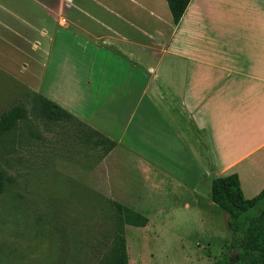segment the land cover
Segmentation results:
<instances>
[{"label":"crops","instance_id":"1","mask_svg":"<svg viewBox=\"0 0 264 264\" xmlns=\"http://www.w3.org/2000/svg\"><path fill=\"white\" fill-rule=\"evenodd\" d=\"M169 10L167 0H0V77L26 102L43 95L59 41L69 57L101 47L130 54L133 62L101 67L111 71L108 94L83 96L88 76L72 83L74 119L59 120L69 151L85 150L82 164L108 199L144 214L197 210L205 222L224 210L203 195L213 175L238 174L247 198L264 188V0H191L178 24ZM138 50L177 61L146 66ZM79 63L69 70H90ZM157 214L146 226L126 224L130 264L131 244L157 234Z\"/></svg>","mask_w":264,"mask_h":264},{"label":"rangeland","instance_id":"2","mask_svg":"<svg viewBox=\"0 0 264 264\" xmlns=\"http://www.w3.org/2000/svg\"><path fill=\"white\" fill-rule=\"evenodd\" d=\"M58 50L51 76L43 77L38 87L68 111L74 95L72 83L85 81L88 76L93 85L83 96L96 100L112 91L107 86L111 71L101 67L133 62L130 54L110 47H101L92 55L69 57L59 41ZM135 53L139 63L146 66L161 63L164 69L177 61L173 55L160 62L144 51ZM78 63H85L90 70H69ZM137 74L144 72L139 69ZM9 85L0 77V116L16 104H25L29 115L0 140V164L10 177L0 197V264H97L107 250L114 226L105 197L107 189L94 167L88 162L86 166L85 161L82 164L85 150L69 151L67 123L44 117L39 100L24 102L20 87ZM92 170L95 172L89 175ZM203 192L211 199V189L204 188ZM154 212L160 219L157 234L148 246L131 244L133 264H214L205 258L210 254L217 259L229 244L226 237L232 233L228 214L222 209L206 215L205 222L197 210L150 209L145 214L150 217Z\"/></svg>","mask_w":264,"mask_h":264},{"label":"trees","instance_id":"3","mask_svg":"<svg viewBox=\"0 0 264 264\" xmlns=\"http://www.w3.org/2000/svg\"><path fill=\"white\" fill-rule=\"evenodd\" d=\"M167 2L173 23L178 24L191 0H167ZM35 100L40 101V112L48 119L56 121L74 119L70 111L44 95L36 97ZM28 115L29 108L25 104H16L5 111L0 116V140L13 132L18 122ZM88 135L94 137L95 133L90 132ZM9 179L0 164V197ZM211 199L228 214V226L232 233L230 243L214 264H264V188L258 195L247 198L243 193L238 174L213 175ZM107 201L111 206L114 226L107 250L97 264H130L125 234L126 224L146 226L150 219L131 206L110 199Z\"/></svg>","mask_w":264,"mask_h":264}]
</instances>
